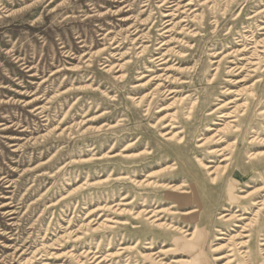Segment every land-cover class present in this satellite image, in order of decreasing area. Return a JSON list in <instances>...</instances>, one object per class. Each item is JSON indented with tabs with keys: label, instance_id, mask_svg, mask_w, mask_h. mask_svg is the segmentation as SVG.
<instances>
[{
	"label": "rangeland",
	"instance_id": "obj_1",
	"mask_svg": "<svg viewBox=\"0 0 264 264\" xmlns=\"http://www.w3.org/2000/svg\"><path fill=\"white\" fill-rule=\"evenodd\" d=\"M0 264H264V0H0Z\"/></svg>",
	"mask_w": 264,
	"mask_h": 264
},
{
	"label": "bare ground",
	"instance_id": "obj_2",
	"mask_svg": "<svg viewBox=\"0 0 264 264\" xmlns=\"http://www.w3.org/2000/svg\"><path fill=\"white\" fill-rule=\"evenodd\" d=\"M224 158H225V157H224ZM226 161H228V160H227V159H224V160H223V162H226ZM224 169H226V168H224ZM153 174H154V173H153ZM257 213H258V212H257Z\"/></svg>",
	"mask_w": 264,
	"mask_h": 264
}]
</instances>
